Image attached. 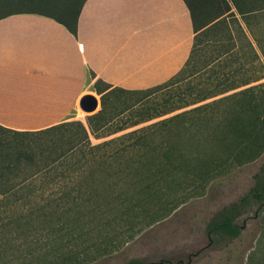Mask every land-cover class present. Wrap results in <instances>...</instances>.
I'll return each mask as SVG.
<instances>
[{
	"label": "trees",
	"instance_id": "16d2710c",
	"mask_svg": "<svg viewBox=\"0 0 264 264\" xmlns=\"http://www.w3.org/2000/svg\"><path fill=\"white\" fill-rule=\"evenodd\" d=\"M86 1L0 0V20L38 13L77 34ZM184 1L194 42L168 80L143 89L97 80L101 108L87 124L0 125V264H87L111 253L104 240L114 222L146 217L154 192H203L264 155V0ZM254 177L247 194L208 221L210 244L239 238V218L253 203L264 205V165Z\"/></svg>",
	"mask_w": 264,
	"mask_h": 264
},
{
	"label": "crops",
	"instance_id": "0c3cea01",
	"mask_svg": "<svg viewBox=\"0 0 264 264\" xmlns=\"http://www.w3.org/2000/svg\"><path fill=\"white\" fill-rule=\"evenodd\" d=\"M194 36L184 0H87L77 34L38 13L3 18L0 125L35 131L74 120L99 79L125 89L160 84L184 66Z\"/></svg>",
	"mask_w": 264,
	"mask_h": 264
},
{
	"label": "rangeland",
	"instance_id": "374dc122",
	"mask_svg": "<svg viewBox=\"0 0 264 264\" xmlns=\"http://www.w3.org/2000/svg\"><path fill=\"white\" fill-rule=\"evenodd\" d=\"M261 57L264 61L262 53ZM97 97L101 98L99 94ZM100 108L101 99L94 112L78 108L73 119L87 124V116ZM177 112L101 139L92 135V141L98 143L111 139ZM7 136L14 137L12 133H7ZM263 165L264 155L215 180L203 192H154L148 212L144 213L146 217L126 223L114 222L108 228L110 237L106 240L102 237L104 242L111 244V253L96 256L87 264H123L132 258L146 261L168 258L175 264H264V205L259 207L253 203L249 211L239 218V222L245 223V228L241 236L227 246L210 244L206 233L208 221L222 207L238 201L249 192L255 184V173ZM4 197L1 195L0 199ZM108 232L103 231L104 234Z\"/></svg>",
	"mask_w": 264,
	"mask_h": 264
},
{
	"label": "water",
	"instance_id": "95a60500",
	"mask_svg": "<svg viewBox=\"0 0 264 264\" xmlns=\"http://www.w3.org/2000/svg\"><path fill=\"white\" fill-rule=\"evenodd\" d=\"M99 104L100 100L93 93L83 95L79 103L81 109L89 113L94 112L98 108Z\"/></svg>",
	"mask_w": 264,
	"mask_h": 264
}]
</instances>
